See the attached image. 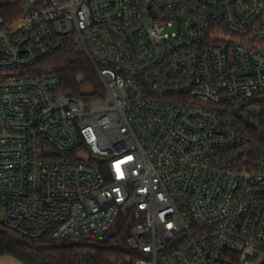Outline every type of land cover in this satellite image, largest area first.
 I'll use <instances>...</instances> for the list:
<instances>
[{"label": "built area", "instance_id": "1", "mask_svg": "<svg viewBox=\"0 0 264 264\" xmlns=\"http://www.w3.org/2000/svg\"><path fill=\"white\" fill-rule=\"evenodd\" d=\"M60 51L88 57L101 99L40 66ZM254 126L264 0H0V221L20 237L101 238L131 212L133 264H252Z\"/></svg>", "mask_w": 264, "mask_h": 264}, {"label": "trees", "instance_id": "2", "mask_svg": "<svg viewBox=\"0 0 264 264\" xmlns=\"http://www.w3.org/2000/svg\"><path fill=\"white\" fill-rule=\"evenodd\" d=\"M57 72L61 89L90 102L101 99L105 87L95 66L84 54L60 51L40 62ZM264 148V128H250ZM136 221L131 212L121 214L116 229L101 238L66 239L56 242L48 237L34 241L16 235L0 221V256L11 255L23 264H133L137 252L130 245ZM264 264V263H263Z\"/></svg>", "mask_w": 264, "mask_h": 264}, {"label": "crops", "instance_id": "3", "mask_svg": "<svg viewBox=\"0 0 264 264\" xmlns=\"http://www.w3.org/2000/svg\"><path fill=\"white\" fill-rule=\"evenodd\" d=\"M0 264H23L19 259L11 255L0 256Z\"/></svg>", "mask_w": 264, "mask_h": 264}, {"label": "rangeland", "instance_id": "4", "mask_svg": "<svg viewBox=\"0 0 264 264\" xmlns=\"http://www.w3.org/2000/svg\"><path fill=\"white\" fill-rule=\"evenodd\" d=\"M85 157H89V153H85L84 154ZM2 216L0 215V218ZM116 223L117 221L115 222V224H113V226L111 227L110 231L111 233L114 232V230L116 229ZM264 260V253H262V256H261V259L260 260H257L256 262L252 263V264H258L259 262L263 261ZM226 264H238V263H234V262H227Z\"/></svg>", "mask_w": 264, "mask_h": 264}]
</instances>
